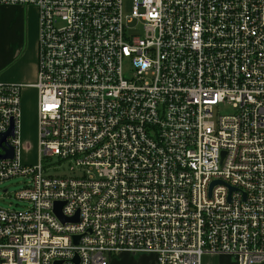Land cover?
Here are the masks:
<instances>
[{
  "label": "built area",
  "instance_id": "built-area-1",
  "mask_svg": "<svg viewBox=\"0 0 264 264\" xmlns=\"http://www.w3.org/2000/svg\"><path fill=\"white\" fill-rule=\"evenodd\" d=\"M126 1L0 0L38 10L40 146L20 160L23 85L0 82V183L27 204L0 207V264H264V0Z\"/></svg>",
  "mask_w": 264,
  "mask_h": 264
},
{
  "label": "crops",
  "instance_id": "crops-1",
  "mask_svg": "<svg viewBox=\"0 0 264 264\" xmlns=\"http://www.w3.org/2000/svg\"><path fill=\"white\" fill-rule=\"evenodd\" d=\"M38 36L36 7L0 5V82L23 85V103L28 91L37 93L33 85L38 80ZM206 258L219 259L218 256ZM111 264H156V260L152 254L124 252L115 256Z\"/></svg>",
  "mask_w": 264,
  "mask_h": 264
},
{
  "label": "rangeland",
  "instance_id": "rangeland-1",
  "mask_svg": "<svg viewBox=\"0 0 264 264\" xmlns=\"http://www.w3.org/2000/svg\"><path fill=\"white\" fill-rule=\"evenodd\" d=\"M131 7L130 0L126 1V10ZM38 91H28L24 94V103H22V116L20 120V160L28 164H36L40 160V146H39V130H38ZM220 113H229L233 109L231 105L222 104L220 106ZM43 165L46 171L50 174H63L69 173L70 164L66 161L59 162L57 156L47 157L43 155ZM26 183V179L23 176L13 177L0 183V207L5 209H20L26 204L25 201L16 197V192L23 188ZM7 190V191H6ZM206 257H212L211 255L203 257V264L205 262L209 264H237L234 258H228V256L218 255V258L210 260ZM217 257V256H216Z\"/></svg>",
  "mask_w": 264,
  "mask_h": 264
},
{
  "label": "water",
  "instance_id": "water-1",
  "mask_svg": "<svg viewBox=\"0 0 264 264\" xmlns=\"http://www.w3.org/2000/svg\"><path fill=\"white\" fill-rule=\"evenodd\" d=\"M15 129H16V122L14 120H12V123H11L9 130L4 132L1 135L0 148L2 150H4L5 153L4 154L0 153V159H13L15 157V147L9 145V142L7 141L8 137H10V136L14 137L15 136ZM55 211H56L57 215H59L61 217V204L60 203L56 204ZM62 220L66 221L67 219H65L62 216Z\"/></svg>",
  "mask_w": 264,
  "mask_h": 264
}]
</instances>
